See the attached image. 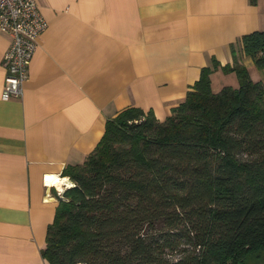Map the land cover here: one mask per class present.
Listing matches in <instances>:
<instances>
[{
	"label": "trees",
	"instance_id": "trees-1",
	"mask_svg": "<svg viewBox=\"0 0 264 264\" xmlns=\"http://www.w3.org/2000/svg\"><path fill=\"white\" fill-rule=\"evenodd\" d=\"M255 2V0H251ZM238 86L201 68L163 120L128 106L62 170L41 255L50 264H242L264 252V29L230 45Z\"/></svg>",
	"mask_w": 264,
	"mask_h": 264
},
{
	"label": "crops",
	"instance_id": "crops-1",
	"mask_svg": "<svg viewBox=\"0 0 264 264\" xmlns=\"http://www.w3.org/2000/svg\"><path fill=\"white\" fill-rule=\"evenodd\" d=\"M37 3L48 25L19 98H1L10 36L0 33V264H50L41 248L59 198L45 176L71 186L63 168L84 161L108 118L135 106L163 120L213 59L212 90L237 87L221 69L230 45L264 29V0Z\"/></svg>",
	"mask_w": 264,
	"mask_h": 264
},
{
	"label": "built area",
	"instance_id": "built-area-1",
	"mask_svg": "<svg viewBox=\"0 0 264 264\" xmlns=\"http://www.w3.org/2000/svg\"><path fill=\"white\" fill-rule=\"evenodd\" d=\"M47 25L37 0H0V33L10 36L3 57L5 76L2 99L19 98L23 95L28 65L37 47L38 37ZM53 181L54 179L50 184L55 186L56 193H62L63 186H58Z\"/></svg>",
	"mask_w": 264,
	"mask_h": 264
},
{
	"label": "rangeland",
	"instance_id": "rangeland-1",
	"mask_svg": "<svg viewBox=\"0 0 264 264\" xmlns=\"http://www.w3.org/2000/svg\"><path fill=\"white\" fill-rule=\"evenodd\" d=\"M257 73L261 76L260 78L264 79V69H256ZM258 75H256L255 70L252 72V78L256 79ZM260 80L262 83H264V81ZM61 186H63V191H64V184H62ZM62 191V192H63ZM56 192V190H55ZM242 264H264V252H260V253H251L249 255H247L245 261Z\"/></svg>",
	"mask_w": 264,
	"mask_h": 264
},
{
	"label": "bare ground",
	"instance_id": "bare-ground-1",
	"mask_svg": "<svg viewBox=\"0 0 264 264\" xmlns=\"http://www.w3.org/2000/svg\"><path fill=\"white\" fill-rule=\"evenodd\" d=\"M54 179V184H59L60 183V178L56 177V176H48V183L50 184L52 182V180ZM63 180V179H62ZM68 183L70 184V182L68 181ZM71 185V184H70Z\"/></svg>",
	"mask_w": 264,
	"mask_h": 264
}]
</instances>
